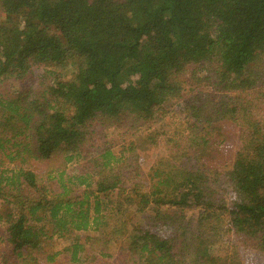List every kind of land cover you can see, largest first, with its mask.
<instances>
[{"label":"trees","instance_id":"1","mask_svg":"<svg viewBox=\"0 0 264 264\" xmlns=\"http://www.w3.org/2000/svg\"><path fill=\"white\" fill-rule=\"evenodd\" d=\"M260 82L264 0H0V264H264ZM168 104L185 126L132 134ZM225 121L240 135L221 177L201 151ZM108 127L134 137L96 148ZM151 146L167 152L144 171ZM101 239L116 263L86 256Z\"/></svg>","mask_w":264,"mask_h":264},{"label":"rangeland","instance_id":"2","mask_svg":"<svg viewBox=\"0 0 264 264\" xmlns=\"http://www.w3.org/2000/svg\"><path fill=\"white\" fill-rule=\"evenodd\" d=\"M59 71L64 79H69L72 74V67L64 65L63 67L59 68ZM194 88H195L194 86H189L185 84V86H183V92L181 96L182 100L190 101L192 99L191 95L194 94V91H192L194 90ZM199 88H200L198 89L199 91L197 90L198 92H205V94L207 93L212 96L209 99H211L212 101L216 100L215 98H213L214 91L212 87L211 89L209 86H200ZM254 90L255 92H253V94L255 93V97L252 98L254 105L256 106V108L259 106L261 107V108L259 107V110H260L259 112H260V115L264 118V82H260ZM253 94L251 90H248L246 91V93H244V97L251 98ZM242 97H243V94H242ZM163 111L164 113L159 112V115L156 116L155 119H153L152 121H149V123H147L145 127H142V128L139 127V130L132 134L135 137H143L145 135L153 134L154 131L156 130L158 131L162 127H166L165 129L167 131H173L175 127L178 128V124L181 123L183 126H185L186 122H183V121H188L183 118L182 112H180L179 109H177L174 106H170L168 104L165 107V109H163ZM171 123L174 126H169ZM217 126L219 129H217V132L215 131L213 133L212 141H209V143L203 147L201 151V156L203 157L206 166L210 167V169H214L216 172L221 173L222 174L221 177H223V173L226 172L231 167L233 154L236 151L237 146L239 144L240 127L238 124H234L233 122H230V121L220 122V124ZM179 129L180 128H178V130ZM106 130H107L106 131L107 137H104L102 141L100 140L99 137L95 139L94 146H96V148L104 146V145H110V146H115V148L118 150L122 144H126L127 141L131 140L132 137H134V136L130 137L129 135H127L124 129L115 130L113 129V127H108ZM154 148L155 147L153 146L148 147V149L150 150V154L146 156L149 159L144 160L143 158L145 157H143L140 160H138L139 166H141V168L144 171L147 170V168L151 164L150 161H153L157 155H163V154H166L165 152H167V150L163 149L165 147L162 148V146L158 147L157 149H154ZM144 162H147V163L144 164ZM38 169L39 171H44V170H48V167L45 163H39ZM82 190L83 188L78 190L75 193V195L78 196L80 192H82ZM226 199L231 200L232 196L228 195ZM142 216L144 215L135 214L132 217L131 222L130 221L129 222L131 224L133 222L138 223L141 220ZM187 216H188V219L193 218L192 222H190L191 227L193 228L195 225V222H194L195 214L188 212ZM72 236H75V237L79 236V238L83 242L86 236H95V233L94 232H82V233L78 232V233L71 234V237ZM128 236L129 235L124 236L123 238L124 243L126 242V238ZM102 241L103 239L95 243L93 250H89L87 251L88 253H85L86 256H91V253H96V252H99L100 250H105L103 249L105 247L106 250L103 252H107L111 256L109 258V261L111 263H116L118 244L111 242L110 244L105 246L102 244ZM52 243H53L52 250L60 251L63 247L68 246L70 244V241L61 240L59 238H54ZM210 252L213 253L214 255H222L225 253V250L223 249L221 244L213 243L210 246ZM57 259L60 262H66L68 260V254L67 253L61 254L57 257ZM89 259L90 258L86 259V261H88Z\"/></svg>","mask_w":264,"mask_h":264}]
</instances>
